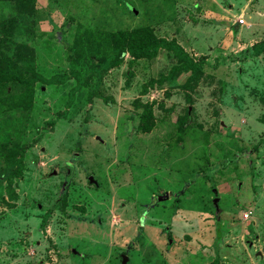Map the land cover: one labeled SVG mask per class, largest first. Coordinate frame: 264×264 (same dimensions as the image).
I'll use <instances>...</instances> for the list:
<instances>
[{"label":"rangeland","instance_id":"374dc122","mask_svg":"<svg viewBox=\"0 0 264 264\" xmlns=\"http://www.w3.org/2000/svg\"><path fill=\"white\" fill-rule=\"evenodd\" d=\"M35 8L0 2L26 78L0 82V264H264V0ZM142 27L199 81L169 48L114 63Z\"/></svg>","mask_w":264,"mask_h":264},{"label":"trees","instance_id":"16d2710c","mask_svg":"<svg viewBox=\"0 0 264 264\" xmlns=\"http://www.w3.org/2000/svg\"><path fill=\"white\" fill-rule=\"evenodd\" d=\"M11 2L14 10L21 15L33 16L36 11V0H0ZM113 50H114V63H119L127 54L135 59H153L156 58L161 49L169 48L175 52L176 57L181 61V64L175 68L178 74L191 71L189 82L199 81L202 75V65L197 63L196 60L191 58L184 48H182L175 41H167L160 39L154 34L150 27L137 28L132 31H119L112 34ZM257 54L260 55L264 52V42L257 46ZM21 58L18 56L13 59H0V82H7L12 84H22L23 79L26 78L19 71H15V65L20 62ZM22 77V78H21ZM25 82V81H24ZM195 83V84H196ZM18 175H22V170H18ZM221 210L217 209V214L220 217ZM214 264H219L215 262Z\"/></svg>","mask_w":264,"mask_h":264},{"label":"water","instance_id":"95a60500","mask_svg":"<svg viewBox=\"0 0 264 264\" xmlns=\"http://www.w3.org/2000/svg\"><path fill=\"white\" fill-rule=\"evenodd\" d=\"M91 183H95L98 185V183L94 180L93 177L90 178ZM216 208L218 209L217 203L215 204ZM129 263V257L127 255L122 256V264H128Z\"/></svg>","mask_w":264,"mask_h":264}]
</instances>
